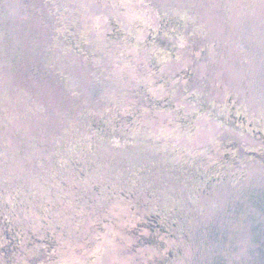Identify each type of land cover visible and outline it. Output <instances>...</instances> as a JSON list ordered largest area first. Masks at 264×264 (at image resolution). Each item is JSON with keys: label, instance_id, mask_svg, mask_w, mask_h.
Here are the masks:
<instances>
[{"label": "rangeland", "instance_id": "obj_1", "mask_svg": "<svg viewBox=\"0 0 264 264\" xmlns=\"http://www.w3.org/2000/svg\"><path fill=\"white\" fill-rule=\"evenodd\" d=\"M229 100L264 130V0H0V264H140L142 211L172 264H264Z\"/></svg>", "mask_w": 264, "mask_h": 264}, {"label": "flooded vegetation", "instance_id": "obj_2", "mask_svg": "<svg viewBox=\"0 0 264 264\" xmlns=\"http://www.w3.org/2000/svg\"><path fill=\"white\" fill-rule=\"evenodd\" d=\"M162 33L174 34L175 32L174 31L168 32V31L160 30L159 34H162ZM172 54H173L172 57H175V54L174 53ZM192 78H193V73L189 74V77L187 80H190V79L192 80ZM228 103L232 104L231 100H229ZM169 106L173 107L172 104H169ZM230 109L231 110L228 115L229 124H231L235 129H240L241 131H244L245 133L252 135L255 139L261 140L264 142V130L263 129H260L257 125L251 122L249 118L246 116V114H244L240 109L239 110L235 109L233 104L230 106ZM131 118H134V117L123 116V119L125 120V122L128 121L129 125L134 126L136 124V120H132ZM228 147L230 149L229 154L222 155V161L226 164L233 163L234 160L237 158L236 156H239V149L236 144H232V146H228ZM247 154L253 158V161L262 160L264 162V151L261 149H258L257 153L255 154H252V153H247ZM135 208H136V204H134V208H132V211H134ZM143 214H144V211H142L141 215ZM148 214H150V216L139 215L138 220L137 221L135 220L134 222H132L131 228L136 229L137 227H139L140 224L138 222L141 221V224L144 225L143 227H145L144 228L145 230H150L151 228H155L154 230H158L162 234H166V233L168 234L167 227L166 226L164 227V225L160 223V217L157 216L156 214H153L152 212H148ZM5 227L10 228V231L7 230L5 234L6 238L17 240L19 242L22 240L23 241L26 240L27 235H24L22 231L20 232L18 229H12L11 226H8V223H5V226L3 224L2 228L4 229ZM128 232L130 233L131 231H128ZM31 238L35 239L38 243L41 242L38 238L34 236H31ZM42 241L48 244L49 250L53 253V256L57 254L56 251H57L58 246L56 245V242L53 236L48 235V237ZM142 243H143L142 245L144 246L143 252L134 256L138 263L140 264H172L174 262L175 251L169 248L166 245V243L161 242L160 240H158L157 242L154 241V242H142ZM147 248H151L149 250L156 252V253L145 252ZM142 253L147 254L146 259L142 257ZM144 260L146 262H143Z\"/></svg>", "mask_w": 264, "mask_h": 264}, {"label": "trees", "instance_id": "obj_3", "mask_svg": "<svg viewBox=\"0 0 264 264\" xmlns=\"http://www.w3.org/2000/svg\"><path fill=\"white\" fill-rule=\"evenodd\" d=\"M152 230H154L155 228H151ZM144 230L143 237L142 240L143 242H154V241H158L160 240L161 242L167 243L166 241L169 240H173L174 238L171 237V233L170 231H168V234H162L160 233L158 230ZM167 245V244H166Z\"/></svg>", "mask_w": 264, "mask_h": 264}]
</instances>
